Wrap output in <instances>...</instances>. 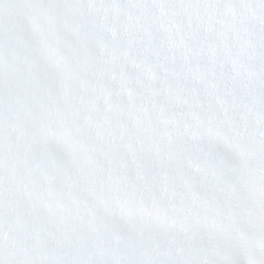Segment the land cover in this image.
Instances as JSON below:
<instances>
[{"label":"clouds","instance_id":"clouds-1","mask_svg":"<svg viewBox=\"0 0 264 264\" xmlns=\"http://www.w3.org/2000/svg\"><path fill=\"white\" fill-rule=\"evenodd\" d=\"M0 264H264V0H0Z\"/></svg>","mask_w":264,"mask_h":264}]
</instances>
